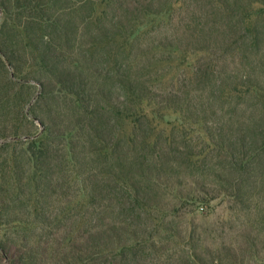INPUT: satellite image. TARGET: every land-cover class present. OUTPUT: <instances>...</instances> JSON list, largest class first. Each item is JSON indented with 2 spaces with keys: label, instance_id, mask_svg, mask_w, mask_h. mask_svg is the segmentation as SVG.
Masks as SVG:
<instances>
[{
  "label": "rangeland",
  "instance_id": "374dc122",
  "mask_svg": "<svg viewBox=\"0 0 264 264\" xmlns=\"http://www.w3.org/2000/svg\"><path fill=\"white\" fill-rule=\"evenodd\" d=\"M0 245L264 264V0H0Z\"/></svg>",
  "mask_w": 264,
  "mask_h": 264
},
{
  "label": "trees",
  "instance_id": "16d2710c",
  "mask_svg": "<svg viewBox=\"0 0 264 264\" xmlns=\"http://www.w3.org/2000/svg\"><path fill=\"white\" fill-rule=\"evenodd\" d=\"M131 92L132 91H130V93ZM142 102H143V100H141V102H139L141 104V107H142ZM0 252L5 256V259H7L8 262H11V264H20V263H18L17 259L15 260V256H11V253L9 252V249H7L4 245H0Z\"/></svg>",
  "mask_w": 264,
  "mask_h": 264
}]
</instances>
